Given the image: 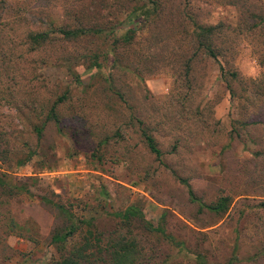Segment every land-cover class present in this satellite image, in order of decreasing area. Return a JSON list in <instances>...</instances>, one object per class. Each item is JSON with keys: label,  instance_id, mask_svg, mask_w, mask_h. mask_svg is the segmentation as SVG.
<instances>
[{"label": "rangeland", "instance_id": "374dc122", "mask_svg": "<svg viewBox=\"0 0 264 264\" xmlns=\"http://www.w3.org/2000/svg\"><path fill=\"white\" fill-rule=\"evenodd\" d=\"M82 1L81 6H100L106 22L116 16L112 0H105L106 6ZM162 2L161 19L137 38L161 35L162 42H153L148 50L152 41H142L133 49L132 61L142 77L110 68L111 58L108 67L97 71L72 61L79 84L60 67L61 58H87L102 42L57 41L39 49L25 38L28 31L49 32L53 38V28L72 27L64 0H0V152L11 153L0 159V176L6 181L0 188V264H51L58 248L51 238L65 230L68 219L91 221L90 229L104 245L116 233H129L142 264H198L199 257L205 264H226L236 240L240 257L264 250V212L240 215L247 206L264 203V76L250 80L241 75L246 54L264 65V29L247 37L229 32L219 62L198 55L186 82L180 70L186 57L176 56L187 49L177 25L180 8L187 6L202 23L221 21L233 28L251 16L253 7L264 8V0ZM66 87L71 102L60 111L63 133L48 123L38 141L32 128L42 117L39 107L49 106ZM247 118L259 126L242 125ZM143 128L163 152L162 159L146 148ZM26 143L35 155L17 167V152ZM183 182L205 203L231 196L229 209L219 216L199 213ZM128 207L184 245L169 243L137 218L126 228L115 213ZM79 226L80 232L86 230ZM239 264H264V259Z\"/></svg>", "mask_w": 264, "mask_h": 264}, {"label": "trees", "instance_id": "16d2710c", "mask_svg": "<svg viewBox=\"0 0 264 264\" xmlns=\"http://www.w3.org/2000/svg\"><path fill=\"white\" fill-rule=\"evenodd\" d=\"M82 2V0H64V13L69 17H73L72 27H67V25H65L53 28V34H55L53 38H51L49 32L45 31L37 33L28 31L25 33V38L39 49H45L47 46H50L57 41L71 43L91 38L95 41L102 42L104 44L103 47H97L95 50L91 51L92 53L87 58L86 56L82 57L81 55H77L76 57L64 56L61 58L60 67L66 68V71L72 75L74 81L79 84H82V79L80 74H78L71 66L72 61H75L76 63L82 61L78 64L81 66L86 65L85 69L87 71L92 69L97 71L104 68L106 65L108 67V60L111 58L112 63L109 66L110 68L120 71L125 70V72L128 73L136 71V73L141 76V72L138 71L140 69L132 61V58L137 54L133 49L134 46L140 44L142 41H152V43L148 45V50L150 47H153V42H162L161 35L156 37L155 40L149 36L142 40L137 38L145 28L150 30V28L161 19V14L163 15L165 10V3H163L162 0H112L111 4H115L116 16L114 15L115 17L113 16L111 21L106 22L104 21V18L101 17L102 15L100 14L99 8L101 3L106 6L105 0H98V8L93 7L94 2L87 6L84 5L85 7L80 5ZM91 6L92 8H89ZM248 13L251 14V16L247 20L240 21L239 27L232 28L221 21H218L215 24L202 23L198 19L199 15L196 13L194 14L191 9L188 11L187 6L180 8L179 14L181 15V18L178 20L177 25L182 28L181 33L184 35L182 41L187 43V49L182 50L181 54H178L176 51V56L186 57L183 66L180 67L181 75L185 82L191 76L193 63L198 55L219 62L221 55L226 53V48L221 47L228 43L230 34L247 37L248 35L254 34L257 30L264 29V8L258 10L253 7ZM81 17L88 21L82 23ZM186 26L191 28V30H187ZM172 28L173 26L171 27V31H173ZM229 32L231 33L229 34ZM170 36L175 37L173 33H171ZM171 37L167 36V43L171 42ZM188 37L190 38L191 52L189 51V42L186 39ZM174 41L177 44H180V47L182 46V41L178 39H174ZM27 45L31 47V44ZM148 50L145 51L148 52ZM146 52H144V55L147 54ZM188 53L190 54L187 55ZM219 71L220 78L230 94V99L235 100V92L227 80L222 66H219ZM231 76L233 79H236L237 74L233 73ZM70 98L69 89L66 87L60 95L56 96V99L51 102L49 106L41 105L39 107L42 117L39 124L33 125L32 128L38 141L42 138L43 131L48 123H53L58 133H63L62 126L64 123L63 118L60 116V111L63 107L69 105L71 102ZM243 101L248 103L250 100L248 98H243ZM70 115L73 117V114L70 113ZM241 123L242 125L249 127L259 126L260 124L259 122L252 121L251 118L242 120ZM140 124L142 123L140 122ZM147 131V129L143 128L140 134L146 148L157 160L162 159L164 157L163 152L159 149L155 139ZM3 153L5 154L7 152H0V159H9L8 157L11 153L8 156ZM260 153L261 152L257 150L254 152V155L259 156ZM17 154L18 156L15 165L21 167L32 159L35 152L32 151L31 147L26 143ZM183 183L187 186L190 201L197 205L199 213L219 216L227 212L232 203V197L229 195H220L213 202L205 203L194 195L187 182ZM5 185V179L0 176V188ZM23 189L25 190L24 187L22 190ZM247 208L248 210H243L240 214L242 218L247 217L251 210H254L255 212H264V203L255 206H247ZM115 216L121 219L122 224L125 225L126 228L128 227L131 218H137L143 222L146 229L159 232L169 243L175 246L184 245L183 242L176 241L174 237L166 234L162 227H153V225L146 221L142 213L135 207H128L123 212L115 213ZM68 222L69 225L64 231L55 233L51 238L52 243L58 247L56 248L57 256L52 260L51 264L143 263L140 262V253L138 248H136V240L134 237L129 239V233L125 235L116 233V235L108 237L107 243L104 245L101 235L90 229V227H92L91 221H80L76 224L72 222L71 219H68ZM79 224L85 225L86 230L80 232ZM237 235H239V233ZM239 248L236 240L230 258L226 264H239L242 262L253 263L260 259H264V250L262 252H253L251 256L240 257ZM198 264H205L201 257H199Z\"/></svg>", "mask_w": 264, "mask_h": 264}, {"label": "clouds", "instance_id": "9594fccd", "mask_svg": "<svg viewBox=\"0 0 264 264\" xmlns=\"http://www.w3.org/2000/svg\"><path fill=\"white\" fill-rule=\"evenodd\" d=\"M241 64L244 69L241 75L246 79L256 80L264 76V65H261L254 55L246 54L241 60Z\"/></svg>", "mask_w": 264, "mask_h": 264}]
</instances>
